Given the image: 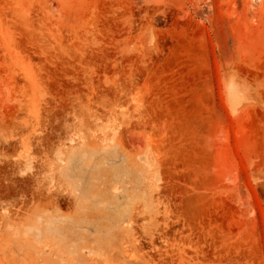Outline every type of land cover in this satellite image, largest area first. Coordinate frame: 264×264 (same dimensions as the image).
Instances as JSON below:
<instances>
[{
    "label": "rangeland",
    "instance_id": "rangeland-1",
    "mask_svg": "<svg viewBox=\"0 0 264 264\" xmlns=\"http://www.w3.org/2000/svg\"><path fill=\"white\" fill-rule=\"evenodd\" d=\"M0 264H264V0H0Z\"/></svg>",
    "mask_w": 264,
    "mask_h": 264
}]
</instances>
